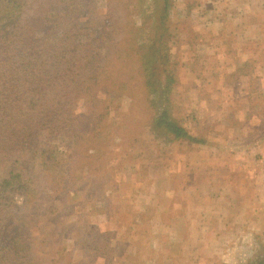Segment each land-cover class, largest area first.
<instances>
[{"label":"rangeland","instance_id":"374dc122","mask_svg":"<svg viewBox=\"0 0 264 264\" xmlns=\"http://www.w3.org/2000/svg\"><path fill=\"white\" fill-rule=\"evenodd\" d=\"M58 1L25 0L20 18L35 26V37L55 43L69 24L85 21L89 39L104 34L107 46L77 67L82 75L75 89L71 73L26 79L42 96L29 105L36 108L48 98L75 99L74 118L69 132L57 138L45 131L35 140V129L25 130L21 147L0 157V179L24 168L26 174L16 181L35 187L30 192L28 184H16L21 188L2 198L0 193V264H20L27 246L33 260L29 264H247L252 254H242L241 241L231 263L221 252L215 257L187 253L173 239L180 238L175 230L185 224L176 217L195 225L199 215L219 210L204 200L209 183H227L236 191L237 183L258 181L260 175L252 170L264 167V153L258 152V146L264 149V52L254 45L264 37L261 31L249 29L252 38L245 45L259 65L244 60L222 64L215 73L212 61L224 58L226 47L212 43L233 38L236 23L227 12L232 0ZM53 9L59 11L54 22ZM163 32L170 62L153 58L154 84L146 89L129 40L153 50ZM51 55L55 59H44L41 66L55 68L59 59ZM66 79L73 96L63 97L60 91ZM150 89L157 92L148 94ZM164 108L205 142L169 140L154 131L155 111ZM47 121L36 124L44 128ZM10 122L23 125L19 113ZM95 128L103 130L98 142L93 141ZM49 150L55 151L54 160L45 163ZM247 169L252 173H242ZM213 185L209 187L216 189ZM195 211L189 220L186 214ZM218 225L223 229L222 222ZM183 245L192 244L184 239ZM251 250L259 254L261 244ZM195 257L200 259L193 262Z\"/></svg>","mask_w":264,"mask_h":264},{"label":"trees","instance_id":"16d2710c","mask_svg":"<svg viewBox=\"0 0 264 264\" xmlns=\"http://www.w3.org/2000/svg\"><path fill=\"white\" fill-rule=\"evenodd\" d=\"M63 2L64 0L58 1L59 4ZM25 3V0H0V157H7L10 153L15 152L16 147H21L20 142L25 136V130L31 131L34 128L37 133L35 140H39L37 137L45 131L49 132L50 136L57 138L60 134L65 135V133L69 132V128L72 127L74 116L70 111H73L75 99L70 100L65 98L62 101L60 97L58 99L48 98L34 108L29 104H36L37 99L42 96H37L34 93L33 88L30 84H27L26 79H32L33 82L36 80L44 81L47 79L45 76L46 73H71V77L74 79L73 89H75L82 75L77 67L83 61H88L91 57L94 58L93 52L97 51L100 55L103 47L107 46V43L103 40L104 34L89 39L90 37L87 34L90 30L87 29L84 32L86 30L84 29L85 21H79L77 26L68 23L70 27L64 29L63 35L55 43H52L46 38L40 39L35 37V26L26 24L24 22L25 18H20V15L25 12ZM51 12L53 13L51 16L54 22L59 11L53 9ZM78 15H75L74 18L76 19ZM87 20H90V18ZM82 34L86 35L85 38L82 37ZM93 34H96V32ZM163 35L164 32L155 38L159 42H155L153 50L137 47L139 41L129 40L130 48L137 56L146 89H148V86L154 84L153 81L151 83V76L155 73L152 67L153 58L155 56H163L166 57V63L170 62L169 55L167 54L168 44H164L162 41ZM160 43H162L161 46L165 49L163 53L159 45ZM84 49L87 50V53L83 55ZM51 52L55 56H58L59 63L56 66L55 64L51 65L52 67L55 66L54 69H46L41 65L42 62L44 63V59L48 61L55 59L51 55ZM168 73H173V71L170 70ZM114 82L116 83V81ZM70 83L68 79H66L65 84L63 82L61 83L63 85L60 86V91L62 90L63 97L73 96V90L69 88ZM169 89L168 84L165 93ZM124 90L126 91V88ZM60 91L58 92L59 96H62ZM147 92L151 94L157 91L156 89H150ZM18 113L19 117L21 116L22 118V126L19 123L10 122V120L17 117ZM33 120H35V125L32 126L31 122ZM36 120L48 121L46 126L42 128L36 124ZM99 128H103V126L99 125ZM151 128L169 140L184 139L196 143L205 142L204 139L191 135L177 119L171 116V113L166 108L155 111ZM95 129L96 132L93 141L98 142L103 130ZM85 134L87 133H80L81 137ZM71 141L72 143H70L69 148L72 151L74 145L72 137ZM54 152L53 150H49V155L47 156L49 158L43 157L45 163L54 160ZM25 153L30 156L32 154L31 151ZM35 153L36 150L33 151V154ZM23 164L24 162H22ZM24 174L26 173L24 168H22L15 173L11 171L10 177L0 179L1 198L5 197L3 194L7 191L17 190L21 188L20 186L26 187L27 184V188L32 189L29 191L35 192V187L32 183L26 181L21 185L20 181H16L17 177ZM16 184L20 186H16ZM87 227L85 225L84 228L87 229ZM90 228L94 227L91 226ZM91 247L94 248L97 245ZM104 248L105 246L97 252L103 254ZM29 253V246H27L25 253L27 257L20 264H29V261L32 260L31 254L29 256ZM12 257H15V255H12ZM19 259H22L21 256ZM249 264H264V253H259Z\"/></svg>","mask_w":264,"mask_h":264},{"label":"crops","instance_id":"0c3cea01","mask_svg":"<svg viewBox=\"0 0 264 264\" xmlns=\"http://www.w3.org/2000/svg\"><path fill=\"white\" fill-rule=\"evenodd\" d=\"M251 2L252 0H232L231 7L227 12L233 15V21L236 23L233 28V38L231 41H227L224 38V41L221 40L219 44L212 43V46L215 48L218 46L226 47L225 57L221 59V57L216 58L215 56V61H212V68L215 73L221 69L220 66L222 64L229 65L246 60L251 65H259L258 61L256 62L253 59L257 58L253 54V50L247 49L245 45H248V40L252 38L247 32L249 29L261 31L264 36V0H260V4L257 5H253ZM257 41L264 46V37L262 39L257 38ZM260 44H254L255 48L264 52V47ZM238 46H240L239 49H237ZM216 60L218 61L217 64ZM210 67L211 64L209 65ZM258 150H261L258 152L264 153V149L259 146ZM254 170L253 174L260 175L258 181L237 183L238 189L236 191L227 183L223 186L209 183V186L213 185L216 189L206 186L209 191L204 196V200L211 201L219 210L211 209L199 215L200 222L195 220V225H192L190 222H186L185 217H176L178 223L182 222V219L185 220V224L180 226L178 230H175L180 235V238L173 239L181 243L180 249L183 248L187 253H190L192 250V253L196 255L208 254L210 257H215L213 253L219 254L221 252V254L227 255L226 257L230 258L231 263L235 255L239 253L238 247L240 241L242 254H247L248 256L252 254L251 260L258 255L251 253L253 244H257V246L261 244V252H264V167L259 169L257 166L252 172ZM252 172L247 169L246 172L242 173L251 174ZM250 194H253V196ZM197 205L199 204L194 203V208ZM194 213L196 211L193 212V215L186 214L187 218L189 220L193 219ZM217 221L223 223V229L221 225H218ZM171 231L174 230L171 229ZM184 239L190 240L192 245H183ZM198 259L200 257H195L193 262ZM241 259L244 262V257ZM249 262L247 261V264Z\"/></svg>","mask_w":264,"mask_h":264}]
</instances>
